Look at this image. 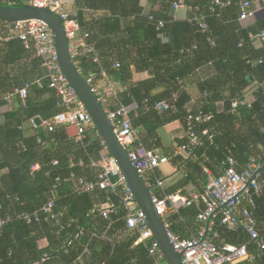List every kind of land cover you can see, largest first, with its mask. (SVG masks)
<instances>
[{
  "label": "trees",
  "instance_id": "1",
  "mask_svg": "<svg viewBox=\"0 0 264 264\" xmlns=\"http://www.w3.org/2000/svg\"><path fill=\"white\" fill-rule=\"evenodd\" d=\"M70 1L98 59L76 58V68L84 79L96 75L92 88L101 70L118 82L121 103L136 106L131 122L139 142L146 150L163 151L178 169L172 183L162 188L149 184L151 195L161 199L178 192L201 193L209 176L223 175L229 158L236 161L238 172L254 160L261 166L257 178L261 190L258 194L252 190L251 212L264 239V40H254L264 32V1L247 0L251 9L256 10V3L263 9L256 13L258 18L244 22L239 20L238 6L244 0H219L230 1L228 7L214 6V0H147L150 11L142 0ZM179 2L188 8L186 20L174 18L173 4ZM0 3L23 6L19 0ZM159 22L163 26L157 30ZM139 73L148 77L136 81ZM44 76L32 49L18 39L0 42V110L13 101V108L0 114V220L8 219L0 227V264H154L147 248L136 244L138 233L126 227L127 212L117 195L98 189L75 194L65 182L70 175L96 179L99 169L91 162L98 160L101 139L95 129L87 130L82 142L75 140L72 127L48 130L46 123L64 108ZM26 84L24 103L17 95L5 100ZM159 103L168 108L157 110ZM199 113L211 115L204 123L192 124L199 145L180 155L176 149L188 142V117ZM37 118L40 123L33 126L31 121ZM174 122L180 123L184 134L175 140L177 146L167 148L159 130ZM155 178L165 180L156 171ZM55 185L54 208L45 215L41 209ZM108 200L114 205L108 218L91 212ZM242 207L250 209L246 201ZM204 208L198 204L167 215L169 233L180 240L196 235L202 227L197 216ZM33 213L38 218L30 223L21 218ZM220 221V216L214 220V243L246 245L250 256L235 264H264V252L242 226L229 230ZM43 240L46 246L40 247ZM44 255L47 259L41 263Z\"/></svg>",
  "mask_w": 264,
  "mask_h": 264
},
{
  "label": "built area",
  "instance_id": "2",
  "mask_svg": "<svg viewBox=\"0 0 264 264\" xmlns=\"http://www.w3.org/2000/svg\"><path fill=\"white\" fill-rule=\"evenodd\" d=\"M69 0H28L29 6L48 9L62 22L64 31L69 43V53L73 61L84 55H95L93 45L88 44L86 39L87 33H82L77 21V14L68 9ZM264 1V0H261ZM214 6L228 7L231 2L213 1ZM240 9L239 20L241 22L252 20L258 10L263 9L259 3H256V10L251 9L249 1L244 0L238 4ZM258 7V8H257ZM188 8L181 2L173 4V11ZM149 20H153L149 17ZM163 26L162 22L157 25V30ZM204 28V25L201 24ZM264 40V32L258 37ZM10 39L20 40L26 49H32L35 57L40 59L45 71L44 79L47 81L48 88L55 91L61 99V105L64 111L56 115L52 120L46 123L49 131H53L56 126H69L74 129V138L77 142H82L87 130L94 129L91 117L82 107L78 97L70 87L65 76L62 74L57 60L54 37L50 29L43 23L37 21L29 22H0V42ZM94 62L98 59L96 55L93 57ZM119 67L114 65V69ZM98 80L103 81L104 86L92 88L97 95L104 112L110 122L114 133L116 134L121 145L126 149L130 160L142 176L146 184L155 185L159 188L164 186V181L155 178V171L161 166L167 164L169 159L160 154L158 150H146L139 142L137 132L132 126L131 114L134 111V105L125 106L118 98L120 91L114 82L109 78L104 70L98 74ZM91 86L96 80V75L88 74L85 79ZM39 86L40 81H37ZM28 85L16 90L12 94H8L5 100L9 101L13 96L17 95L24 103L27 96ZM245 102H240L243 105ZM237 102H233L232 107L235 108ZM166 103H159L156 109L161 111L167 109ZM136 109V106H135ZM211 118V115L196 114L188 117V127L186 130L187 144L178 147L177 153L185 155L190 153L192 148L199 145V138L193 130V123H204ZM31 124L35 123L32 120ZM205 134V132H203ZM102 149L98 153V160L91 162V166L98 168L99 173L95 180H88L83 177L70 175L65 180L72 185L75 194L91 193L94 190H107L118 196L120 203L126 210L125 223L129 230H134L139 237L136 244H143L154 264H167L159 249L157 242L153 239L148 229L145 215L138 208L130 189L125 183L124 177L117 167L113 158L107 152L104 143L101 141ZM56 164V162H54ZM226 170L219 177L209 176L208 185L201 193H191L188 196L176 193L167 195L161 199L152 196L156 215L163 221L164 218L171 214L177 213L180 209L190 206L204 205L198 216L197 221L201 224V229L196 235H192L187 240H180L170 233V240L176 252L181 253L184 264H235L242 260L250 259L246 245L235 246L225 244L218 246L214 243L217 233L213 231L214 220L217 216L221 217L220 223L229 230H233L238 226L248 234L251 242L257 244L260 252H264V239L261 238L256 230V222L252 215L251 209L254 204L251 201V195L258 194L261 186L257 183L258 172L261 166L252 160L241 172L236 170V161L229 158L226 162ZM38 169L37 166L32 168ZM59 182V179L56 180ZM150 184V185H149ZM54 189L50 192V197L46 205L43 206L41 212L50 215L54 208ZM118 189L120 190L118 192ZM246 201L250 209L241 207ZM114 205L108 200L103 205L95 206L91 211L98 213L100 217L106 219L113 211ZM21 218L30 223L33 219L37 220V213L22 214ZM7 220H0V227L5 225ZM165 224V222H164ZM167 227V225L165 224ZM81 231L76 235V239L81 235ZM47 259L44 255L41 259L43 263ZM253 256H251V260Z\"/></svg>",
  "mask_w": 264,
  "mask_h": 264
},
{
  "label": "water",
  "instance_id": "3",
  "mask_svg": "<svg viewBox=\"0 0 264 264\" xmlns=\"http://www.w3.org/2000/svg\"><path fill=\"white\" fill-rule=\"evenodd\" d=\"M259 14L254 17L258 18ZM0 20L10 23L37 21L50 29L54 37L59 68L82 107L91 117L97 135L121 171L138 208L144 213L148 229L157 242L165 262L167 264H184L181 253L176 252L171 243L170 234L164 221L156 215L149 186L133 165L126 149L119 142L97 95L76 68L69 53V43L63 24L59 18L48 9L29 5L9 6L0 3ZM34 123L38 125L40 120L37 118Z\"/></svg>",
  "mask_w": 264,
  "mask_h": 264
},
{
  "label": "crops",
  "instance_id": "4",
  "mask_svg": "<svg viewBox=\"0 0 264 264\" xmlns=\"http://www.w3.org/2000/svg\"><path fill=\"white\" fill-rule=\"evenodd\" d=\"M141 4L146 9V11H150V6L148 5V1L147 0H142ZM71 5H72V1L69 0L68 1V9L70 11H71V9H70ZM258 10L260 11L259 8H258ZM173 15H174V18L176 20H186L187 17H188V10L182 8V9H179L177 11H173ZM250 23H251V21L246 23V25L250 24ZM23 62L24 61H22V63ZM147 77H148V75L146 73H139V74H136L134 76V79L136 81H141V80L146 79ZM113 82L117 86V88L121 91L122 88L120 87L119 83L116 82V81H113ZM97 86L99 88H102L104 86L103 81L98 80L97 81ZM191 93H192V95H194V97L196 96V92L194 90H191ZM248 97L251 98V100H252V96L250 94H248ZM9 104H10V107L7 106V107H4V108H2L0 110L1 116H2V114L10 111V109L13 108V101L9 102ZM133 107H134V110H135V106H133ZM0 121H2V117H0ZM183 134H184L183 129H182L180 123H178V122L171 123V124H169V125H167V126H165V127H163L162 129L159 130V135H160V137L162 139V142H163L164 146L167 147V148L168 147H172V146H174V147L177 146L175 144L176 143L175 140L181 138L183 136ZM177 149H176V151H177ZM158 151L160 152V154L165 156L163 151H161V150H158ZM156 173H157V175L160 178L165 179V180H163L164 184L172 183L174 180H176V178H178V169H177V167L174 164L171 163V161H169L167 164H165V165L161 166L160 168H158L156 170ZM187 190L191 191L192 188H188ZM39 246L40 247H45L46 246V241H44V240L41 241L39 243Z\"/></svg>",
  "mask_w": 264,
  "mask_h": 264
},
{
  "label": "rangeland",
  "instance_id": "5",
  "mask_svg": "<svg viewBox=\"0 0 264 264\" xmlns=\"http://www.w3.org/2000/svg\"><path fill=\"white\" fill-rule=\"evenodd\" d=\"M19 3L23 5H28V0H19Z\"/></svg>",
  "mask_w": 264,
  "mask_h": 264
}]
</instances>
